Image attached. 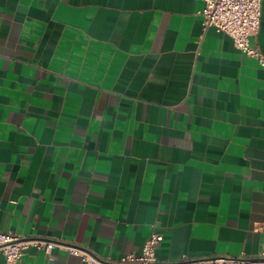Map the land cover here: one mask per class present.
<instances>
[{"label":"crops","instance_id":"0c3cea01","mask_svg":"<svg viewBox=\"0 0 264 264\" xmlns=\"http://www.w3.org/2000/svg\"><path fill=\"white\" fill-rule=\"evenodd\" d=\"M202 6L0 0V230L53 242L17 264L261 251L264 66Z\"/></svg>","mask_w":264,"mask_h":264},{"label":"built area","instance_id":"2783aa9c","mask_svg":"<svg viewBox=\"0 0 264 264\" xmlns=\"http://www.w3.org/2000/svg\"><path fill=\"white\" fill-rule=\"evenodd\" d=\"M202 1L203 6L197 11L201 16L202 26H214L216 30L228 34L237 49L264 66V54L251 42V37L257 33L260 25L261 0ZM161 239L160 233L152 232L145 240L140 253H126L117 258H95L75 246L68 247V250L80 254L84 264H157L154 250ZM31 245L49 251L53 242L0 230V255L3 256L5 264H17L24 250ZM166 264H264V243L261 251L254 257L212 255Z\"/></svg>","mask_w":264,"mask_h":264}]
</instances>
